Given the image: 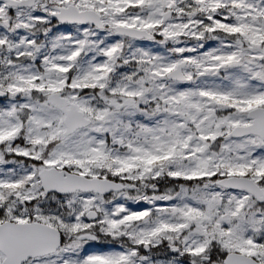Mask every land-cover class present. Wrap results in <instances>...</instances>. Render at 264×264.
<instances>
[{
    "label": "snow or ice",
    "instance_id": "1",
    "mask_svg": "<svg viewBox=\"0 0 264 264\" xmlns=\"http://www.w3.org/2000/svg\"><path fill=\"white\" fill-rule=\"evenodd\" d=\"M0 264H264V0H0Z\"/></svg>",
    "mask_w": 264,
    "mask_h": 264
}]
</instances>
